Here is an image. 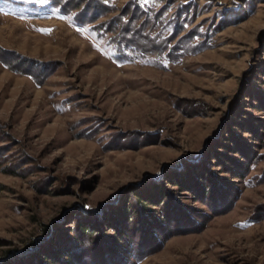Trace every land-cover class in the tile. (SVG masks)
Returning <instances> with one entry per match:
<instances>
[{"label":"rangeland","instance_id":"rangeland-1","mask_svg":"<svg viewBox=\"0 0 264 264\" xmlns=\"http://www.w3.org/2000/svg\"><path fill=\"white\" fill-rule=\"evenodd\" d=\"M131 1L81 26L82 7L0 0V264H39L23 252L45 230L72 248L154 183L186 213L130 259L91 247L82 264H264V0H140L165 21L191 8L177 62L119 56ZM190 167L212 196L173 187Z\"/></svg>","mask_w":264,"mask_h":264},{"label":"trees","instance_id":"trees-1","mask_svg":"<svg viewBox=\"0 0 264 264\" xmlns=\"http://www.w3.org/2000/svg\"><path fill=\"white\" fill-rule=\"evenodd\" d=\"M50 2L54 6L60 7L64 13H71L82 7L81 12L77 15V22L81 26L92 24L99 17L112 13L115 9L113 0H50ZM130 7V19L126 24H123L122 31L114 36V43L119 51V56L123 57L128 53H133L136 57L156 55L162 58L165 55L169 62H177L187 54L189 47L187 45L190 40H186L184 42L186 44H184L180 39L176 45L172 44L183 32L191 8L184 10L182 7L179 9L177 17L165 21L162 19V14H155L152 7L141 3L140 0L131 1ZM182 10L184 15L180 13ZM102 26L109 33H114L117 30L115 26L107 24ZM195 46L197 47V45ZM0 55L2 57V54ZM12 57V61H14L15 58ZM15 66L20 68V64L16 63ZM213 180L215 178L203 168L190 167L186 176L184 175L179 182L172 185L182 189V192L192 190L194 193L203 195V197H210L213 195ZM154 184L149 187L150 189L145 190V193L140 191L136 194L132 190L130 193L132 201H129L128 206L123 205L118 208V211L111 209L109 214L106 210L102 211L101 214L94 215L93 222L91 219V222L83 220L85 221L84 224L78 223L76 232L79 235L71 237L72 248L69 245L64 247L61 244L63 242H60L59 245L57 235L54 239L51 238L50 235H55V230H45L49 238L43 237L36 240L23 253L31 252L30 254L36 258L39 264H82L87 262V256L93 257L89 254L91 247L99 248L100 251H96V255L102 256L101 258L104 260H106L107 255L111 256L110 253H113L112 255L118 253L117 247L123 256L126 255V258L134 256L133 248H144L145 244L141 240L148 234L156 235L155 229L157 228L164 231L165 227L174 224V221L177 222L180 216L186 213L183 208L186 206L180 204L176 197L171 194V189L160 187V184L154 186ZM110 207L112 204L108 208ZM152 219L155 222L151 223ZM103 227L111 229L110 232H106L105 229L103 231ZM105 238H108L109 242ZM46 242L50 244L46 245ZM104 245L109 249H104ZM102 251L109 253L103 256ZM27 257L20 256L17 259L24 262ZM83 257L85 258L83 259Z\"/></svg>","mask_w":264,"mask_h":264},{"label":"snow or ice","instance_id":"snow-or-ice-1","mask_svg":"<svg viewBox=\"0 0 264 264\" xmlns=\"http://www.w3.org/2000/svg\"><path fill=\"white\" fill-rule=\"evenodd\" d=\"M40 3H44V0H39Z\"/></svg>","mask_w":264,"mask_h":264}]
</instances>
